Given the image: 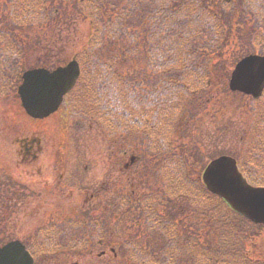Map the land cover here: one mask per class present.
Listing matches in <instances>:
<instances>
[{"label":"rangeland","instance_id":"obj_1","mask_svg":"<svg viewBox=\"0 0 264 264\" xmlns=\"http://www.w3.org/2000/svg\"><path fill=\"white\" fill-rule=\"evenodd\" d=\"M169 1L160 0V3L162 2L161 5L167 7ZM243 2H250V10L252 3L254 12L251 11L254 15H244L240 10H237V0L207 1L208 6L210 5L209 10L212 11L223 8L225 13H228L234 8L235 18L220 24V34H217L215 39L206 36L201 41V43L207 42L208 44L212 42L213 46L221 45L220 53L214 56L213 53H210L205 64L201 66L205 68L202 77L203 87L188 90L191 93L194 92L192 99L186 97L182 101L179 98V101L176 102L175 99L170 100L166 97L169 90L154 89L150 86L155 83V68L161 65L157 63V58H152L150 61L146 60L145 54L140 59L142 71L140 64L138 76L141 80L136 82V84H140V87L137 86L130 90L127 88L116 90L112 87L113 83L117 82L116 77L119 75L122 79L127 78L131 81L135 79L133 77H136V72L131 71L133 67L137 66L134 59L125 61L123 65L118 66L117 71L119 69L118 72L121 71V73L115 79L110 75L105 77L106 79H100L99 82L98 67H94L93 63H90L94 57L90 54L84 55L88 48L93 47L95 43L96 27H90L89 20L81 15L85 13L75 9L70 2L63 3L60 8L62 15L57 20L47 18L48 22H39L33 18H31L32 20H16L14 18L18 13L39 14L40 11L34 7L35 0H0V27L4 29L1 30L3 32L0 31V60L12 58L10 55L18 51L24 56L23 60H19L18 82L12 84L11 78L6 90L0 94V243L12 239V225H20L15 229L16 236L23 239V235L31 226V224L24 225L27 217H25L23 210L14 211L12 214V178L10 180L6 178L4 171L7 167L1 165V163H5L12 173V159L15 160L17 156L18 147L13 143L12 131L8 127L12 125V117L16 116V110H21L20 101L16 94V86L20 82L21 73L31 67L41 66L51 69L58 65H65L72 58L78 59L82 66L80 85H77L70 94L69 103L66 106L67 109H70L69 112L58 111L51 117L52 120H56L63 112L69 115V122L65 127L66 129L69 128L67 131L72 130L73 133L70 135L67 133V135L74 134L78 141L77 145L72 144L73 155L70 156L76 161L81 159V163H85L89 170L92 168V171L97 175L103 176L107 167L105 161L107 160L108 149L111 148L112 151H115L113 154V172L115 169H119L118 160H115V156L121 155L120 143L124 144L123 147L129 153H134L139 157L143 155V161L135 165L133 171L136 186L128 187L127 196L124 198L129 201L128 206L125 207V212L122 214L123 221L121 224L125 225L124 222L131 224L133 219L140 216L134 215L137 213L133 212L137 211L141 203L146 204L145 195L150 190L149 195L153 198L154 204L165 205V208H169L167 204L169 200V204L174 207L176 212L177 207L184 205H188L189 210L196 207L201 212L204 207L203 221L207 223V219H212L210 223L223 226L217 237L224 238L234 230L239 231L240 228L232 227V224L228 223L229 219L225 216V212L229 214L230 211L225 204L222 205L224 210L222 213L218 206L208 208L205 201L210 200L215 204L209 198H200L192 202L188 193L179 186L172 188L174 189L173 199L171 193L164 194L163 185L168 189L173 184L168 178V167L170 166L168 159L170 158L167 156L164 160L163 155L160 154L162 153L160 147H167L168 141L173 137L171 131L173 125L178 131L177 141L181 139L184 146L179 147L173 141L169 144L171 151L178 152L176 159L174 157L172 159L173 162L176 161L178 170L185 165L188 166L182 170L186 172L188 179L198 181L207 161L224 154L238 159L240 169L246 176H249L251 182L264 185V93L259 98L253 99L228 88L231 71L241 57L248 54L264 55V0H243ZM188 3L196 7H204L205 5L199 0H188ZM56 7L57 4L50 6L51 10ZM183 9L185 11L187 7ZM4 21L5 24H3ZM12 21L16 26L17 43L14 41L16 39L12 41ZM7 29H9L8 32H6ZM157 30L154 31L155 35L159 34ZM167 35L171 36L172 34L167 33ZM144 42L145 40H142L143 44ZM127 47L128 44L122 46L121 51H124V55ZM157 48L153 47V50ZM188 61L192 60L189 59ZM1 66H4L7 72L9 66L12 67L7 62L2 63ZM129 72L132 75H129ZM102 73L104 76L106 75L105 72ZM126 98L129 101H136L138 105L134 109L129 108V110L123 103L118 104L119 100L126 101ZM78 115L82 117L81 120ZM28 120L29 117L21 111L17 122L20 125H27ZM107 120H110L112 124ZM139 121H143L145 124ZM63 136H65V132ZM111 142H113L112 145ZM68 150L69 147L66 150L67 153ZM174 183H178V181ZM79 193L85 195L82 190ZM101 195H104L105 199L107 198L106 193L102 192ZM180 195L183 197H178ZM184 198L186 199L184 200ZM130 203L138 208L129 205ZM217 217L220 220L225 217L226 222L219 221ZM167 218L160 216V229H162V223L168 222ZM171 219L174 222L175 216ZM187 219L184 216L180 221L181 224L177 219L176 229L180 230L186 224L191 225L192 222H196ZM130 226L133 232L139 233V228L135 225ZM189 231L192 230L189 229ZM143 232L141 231L143 237L141 247L145 254L142 257L147 254L153 255V238L146 236L147 234L149 236L150 233L144 232L142 234ZM121 234V232L116 233L113 241L118 242ZM98 240L97 237L96 241ZM160 241H164L163 237L160 238ZM243 243L247 253V256L245 255L247 262L261 264L260 261H264V227L256 228L254 234L246 237L242 245ZM101 250L106 251V255L103 257H98L95 254L91 256H65L60 264H73L77 259L80 264H125L128 257L121 254L119 255L120 258L112 262L108 259L112 257L113 253L104 246H97L95 252L98 253ZM125 251L127 255L129 250L125 249ZM202 251L207 252V247ZM242 251H244L243 248ZM207 253L211 252L208 251ZM138 256H133L135 260L132 264H151L150 258L148 259L150 262H143ZM52 257L50 255L48 259L38 257V264H56L57 259L50 261ZM157 258L158 256H155V260ZM229 259L232 260L231 257ZM174 260L177 264L179 261L177 255ZM220 262L218 261L216 264H222ZM205 263L207 264V262Z\"/></svg>","mask_w":264,"mask_h":264},{"label":"trees","instance_id":"obj_2","mask_svg":"<svg viewBox=\"0 0 264 264\" xmlns=\"http://www.w3.org/2000/svg\"><path fill=\"white\" fill-rule=\"evenodd\" d=\"M35 1L36 3L34 7L36 10L40 11L39 14L18 13L14 16V18L16 20H30L33 18L39 20V22H48L46 20L47 18L57 20L58 17L62 15L60 8L63 6V3L67 1L70 2L75 9L85 13L81 15L85 19L89 20L90 27H96L97 36L93 47L88 48L87 52L83 53L84 55L90 54V56L94 57L90 63H93L92 65L94 67H98L97 71L100 73V77H98L99 82L100 79L109 77L110 75L114 77L113 79H115V77L121 73V71L118 72L119 69L117 71L118 66L121 64L123 65V62L125 61L134 59L137 66L133 67L131 71L136 72V77H133L135 79L132 81L127 78L122 79L119 75L116 77L117 82L115 81L116 83H113L112 87L116 90L123 88L130 90L137 86L140 87V84H136V82L141 80L138 76L140 73V64L142 71V62L140 63V59H142V55L145 54L144 58L146 60L150 61L152 58H157V63L161 65L155 68V83L150 86L154 87V89L163 88L165 91L169 90L166 97L170 100L175 99L176 102L179 101V98H181L182 101L186 97L192 99L194 92L191 93L188 90L203 87L202 77L204 75L205 68L201 66L205 64V60L208 59V55L210 53H213V56L220 53L219 50L221 45L213 46L212 42L208 44L207 42L201 43V41L204 40L206 36H210V39H215L217 34H220V24H222L223 21L232 20L235 18L236 14L234 12V8L228 13H225L222 7L221 10L217 11L209 10L210 5L208 6L207 4L208 0H199V2L205 4L204 7L193 6L188 3V0H170L167 7L162 6V2L160 3V0ZM56 4L57 7L51 10L50 6ZM184 7H187L185 11H183ZM236 8L244 15L251 16L254 12L252 3L251 10L253 12L250 10V2H243V0H237ZM3 24H5V21ZM12 25V41L16 39L14 41L17 43L18 40L15 32L16 26L13 24V21ZM156 29L159 31V34L157 35L154 34ZM1 30L4 29L0 27V31ZM8 31L9 29L6 30V32ZM167 33H171L172 35L169 36ZM222 39H225V37H222ZM142 40H145L144 44L142 43ZM125 44H128V47L125 49L124 55V51H121V49ZM153 47L158 48L153 50ZM142 48L143 51L141 50ZM83 53H81V55H83ZM10 57H12L10 58L12 60L11 72L9 69L7 72L6 68L1 66L2 63L7 62L10 64L11 61L8 59L0 61V94L3 90H6L7 84L11 78L12 84L18 82L17 75H19V60H23L24 56H22L18 51L10 55ZM189 59L192 61H188ZM102 72H105L106 75L104 76ZM129 75L132 74L129 72ZM120 80L122 81L120 82ZM122 103L124 106H127L128 109H134L135 106L138 105L136 101H129L127 98L126 101H118V104ZM100 110L103 111V109ZM107 121L111 122L110 120ZM141 123L144 124L143 121ZM171 131L173 137L170 138V141H168L167 147H160V149H162V153L160 154L163 155L164 160H166L167 156L170 158L168 159V162L171 163L172 172L170 180L173 184L172 186L174 188L177 186L182 187L183 190L188 193L192 202H195V200H199L200 198H209L215 204H213L210 200L205 201L208 208H211V206H218L222 209L223 204L221 199L208 193L201 183L200 178L198 181L187 178L185 174L186 172L182 171L188 167L187 165L180 170L177 169L176 161L173 162L172 158L174 157V159H176L178 152L171 151L169 144L173 141L177 146L183 147L184 143L181 142V139H178L177 141L178 131L173 127V125L171 127ZM188 164L190 163L188 162ZM175 181H178V183H174ZM178 197L183 196L180 195ZM185 199L186 198H184V200ZM169 203L170 201L168 200V206L174 209V207ZM185 209L188 208L179 206L177 207V212L175 211L176 213L172 212L169 214V210L164 212L166 209L163 207V210L161 211L162 216L166 215V217H168V222L162 223L160 236L163 238L165 237L166 241H169L170 235L174 236L171 241L176 245L174 246V250L177 254V259L179 260L177 261V264H185L190 258L192 260V264H206L205 262L216 264L218 261H221L220 263L222 264H234L236 262H238L237 264H250L245 258L247 253L245 252L244 243L242 245V242L246 239V237L248 238L250 235H253L259 225L250 223L238 213L228 209L230 213L228 214L225 212V216L229 219L228 223L232 224V227L240 228V230H234L229 236L221 238L217 237V235L214 236L211 234L212 229L209 230L211 223H205L203 221L205 214L204 207L202 212L199 211L198 208L196 209V207H193L190 211L180 212ZM174 216L175 223L177 219L180 223L184 216L185 218H188V221L195 220L196 222L191 223L193 228L190 224H186V226L180 230L176 229L175 224L176 231L175 234H173L172 225L169 224L173 222L171 218ZM189 229L192 231L190 232ZM190 238L196 239L190 241ZM203 241V245L205 244L207 250L211 253L208 254V251L203 252L201 248L195 249L194 245L198 243L201 244ZM237 247H239V251H237ZM242 248L244 251H242ZM168 251L169 250H167V252ZM167 252L160 253L161 255L155 260V256L153 257L151 254H147L142 257L145 254L144 251H142V254H138L139 256L129 254V252H127L126 255V251H124V249L121 250V247L119 246V255L122 254L128 256L127 261L129 263L127 264H132L133 260H135V257L133 256H138V258L143 262L151 261V264H173L172 259L175 256L174 254H171L170 251L168 253ZM119 255L118 257L120 258ZM230 257L232 260L229 259ZM149 258L150 261L148 260ZM260 263L264 264V261L262 260Z\"/></svg>","mask_w":264,"mask_h":264},{"label":"flooded vegetation","instance_id":"obj_3","mask_svg":"<svg viewBox=\"0 0 264 264\" xmlns=\"http://www.w3.org/2000/svg\"><path fill=\"white\" fill-rule=\"evenodd\" d=\"M69 110L60 105L56 112L45 118L29 117L27 125H20L17 122L21 110L12 117V125L8 129L12 131V141L18 147L17 156L15 160L12 159V173L5 163L1 165L7 167L4 171L6 178L8 180L12 178V214L14 211L23 210L27 217L24 225L31 224L30 229L22 234L24 239L16 236L15 229L20 225H12V241L22 242L33 256L35 264H38V257L48 259L49 255L53 256L50 261L57 259L56 264H60L65 256L105 255L104 250L95 252L97 246L107 247L114 256L117 255V246H120L121 250L128 249L129 254H142L141 231H144L150 233L149 236L146 235L148 238H153L154 256H160V253H166L167 250L175 256L176 245L171 241L174 236L170 235L169 241H166L165 237L163 242L160 241L162 216L160 212L165 205L154 204L153 198L149 195L150 190L145 195L146 204L140 202L139 208L132 203L129 204L138 208L133 213L140 216L133 219L131 224L126 222L125 225L121 224L122 214L129 201L124 198L127 196L128 187L136 186L133 171L135 165L143 161V155L139 157L129 153L123 147L124 144L120 143L121 155L115 156L119 169L113 172L115 151L110 148L106 155V170L103 176L97 175L92 168L89 170L85 163L83 165L81 159L76 161L70 156L73 155L72 144L77 145L78 141L74 134L67 135L73 133L72 130L67 131L69 128L65 127L69 122V115L63 112L58 119H51L58 111ZM78 118L82 119L80 115ZM81 190L85 195H80ZM102 192L107 194L106 199L101 195ZM184 207L188 208V205ZM165 209L164 212L169 210V214L175 212L171 207ZM185 211L190 210L180 212ZM221 211L224 213L223 209ZM217 219L226 222L225 217ZM207 221L210 223L212 219ZM175 224L172 222L173 234L176 231ZM130 225L139 228V233L133 232ZM210 229L211 234L215 236L221 233L223 226L211 223ZM118 232L122 233L121 238L114 242L113 237ZM97 237H100V240L96 241ZM191 240L193 239L190 238ZM7 241L4 240L0 245ZM194 247L206 248L202 243L195 244ZM172 261L175 262L174 258ZM73 264L80 262L77 259ZM187 264H192L191 258Z\"/></svg>","mask_w":264,"mask_h":264},{"label":"water","instance_id":"obj_4","mask_svg":"<svg viewBox=\"0 0 264 264\" xmlns=\"http://www.w3.org/2000/svg\"><path fill=\"white\" fill-rule=\"evenodd\" d=\"M78 75L79 66L74 59L52 71L42 67L24 71L17 92L25 111L38 118L53 112ZM228 86L230 90L258 97L264 87V55L252 54L240 59ZM202 180L210 192L222 197L233 210L264 225V186L249 184L233 157L220 155L212 159L202 173ZM0 264L33 263L24 247L18 241H11L0 247Z\"/></svg>","mask_w":264,"mask_h":264}]
</instances>
